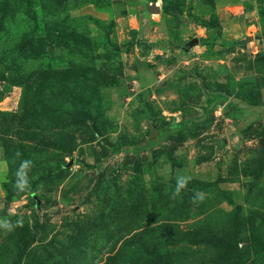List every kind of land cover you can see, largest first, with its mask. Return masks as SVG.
Wrapping results in <instances>:
<instances>
[{
    "label": "rangeland",
    "instance_id": "374dc122",
    "mask_svg": "<svg viewBox=\"0 0 264 264\" xmlns=\"http://www.w3.org/2000/svg\"><path fill=\"white\" fill-rule=\"evenodd\" d=\"M0 264H264V0H0Z\"/></svg>",
    "mask_w": 264,
    "mask_h": 264
},
{
    "label": "clouds",
    "instance_id": "9594fccd",
    "mask_svg": "<svg viewBox=\"0 0 264 264\" xmlns=\"http://www.w3.org/2000/svg\"><path fill=\"white\" fill-rule=\"evenodd\" d=\"M24 166H25V163H22V164H21V167H24ZM26 184H27L26 181H20L19 184H18V187H19V188H23V187L26 186ZM180 186H182V182H180ZM177 190H178V189H177ZM4 226L7 227L8 225L5 223Z\"/></svg>",
    "mask_w": 264,
    "mask_h": 264
},
{
    "label": "water",
    "instance_id": "95a60500",
    "mask_svg": "<svg viewBox=\"0 0 264 264\" xmlns=\"http://www.w3.org/2000/svg\"><path fill=\"white\" fill-rule=\"evenodd\" d=\"M151 10L156 11L157 8H152L151 7ZM196 41H197L196 38H192L189 42L186 43V47L193 45L194 43H196Z\"/></svg>",
    "mask_w": 264,
    "mask_h": 264
}]
</instances>
